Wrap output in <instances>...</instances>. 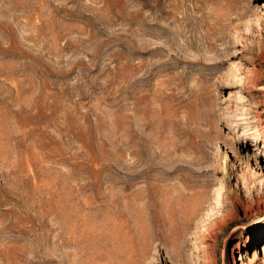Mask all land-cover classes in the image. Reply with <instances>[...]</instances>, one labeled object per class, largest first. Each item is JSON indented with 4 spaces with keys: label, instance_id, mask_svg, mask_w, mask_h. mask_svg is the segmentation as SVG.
I'll list each match as a JSON object with an SVG mask.
<instances>
[{
    "label": "rangeland",
    "instance_id": "1",
    "mask_svg": "<svg viewBox=\"0 0 264 264\" xmlns=\"http://www.w3.org/2000/svg\"><path fill=\"white\" fill-rule=\"evenodd\" d=\"M263 248L264 0H0V264Z\"/></svg>",
    "mask_w": 264,
    "mask_h": 264
},
{
    "label": "bare ground",
    "instance_id": "2",
    "mask_svg": "<svg viewBox=\"0 0 264 264\" xmlns=\"http://www.w3.org/2000/svg\"><path fill=\"white\" fill-rule=\"evenodd\" d=\"M264 249V248H263ZM233 262H235V261H233Z\"/></svg>",
    "mask_w": 264,
    "mask_h": 264
}]
</instances>
